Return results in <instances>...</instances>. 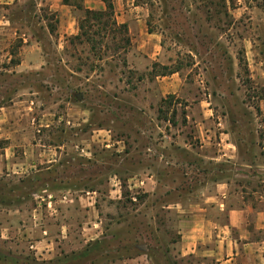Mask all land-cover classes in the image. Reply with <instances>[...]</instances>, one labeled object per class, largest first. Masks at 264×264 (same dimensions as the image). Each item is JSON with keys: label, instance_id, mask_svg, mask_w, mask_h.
<instances>
[{"label": "rangeland", "instance_id": "obj_1", "mask_svg": "<svg viewBox=\"0 0 264 264\" xmlns=\"http://www.w3.org/2000/svg\"><path fill=\"white\" fill-rule=\"evenodd\" d=\"M134 4L147 15L145 32L136 31L140 44L129 30L91 17L80 35V2L81 9L73 6L77 32L68 34L56 13L23 0L10 16L18 35L0 59V108L27 91L57 119L77 120L85 108L92 126L71 127V141L89 139L98 127L113 148L122 147L120 157H106L122 185L113 207L122 219L111 241L85 245V264H192L177 251L173 203L194 200L205 183L221 179L248 183V192L264 196V21L236 20L227 0ZM248 38L254 44L244 43ZM63 124L57 142L68 136ZM225 142L235 158L215 160ZM96 144L90 150L101 153ZM85 172L99 170L90 165ZM143 173L158 181L150 193L131 188L129 180ZM16 185L1 179L0 200L15 203ZM0 250V264H66Z\"/></svg>", "mask_w": 264, "mask_h": 264}, {"label": "crops", "instance_id": "obj_2", "mask_svg": "<svg viewBox=\"0 0 264 264\" xmlns=\"http://www.w3.org/2000/svg\"><path fill=\"white\" fill-rule=\"evenodd\" d=\"M22 1L0 0V59L18 35L10 16ZM35 1L40 9L49 8L58 15L61 33L77 32L74 8L64 0ZM70 1L91 11L106 9L104 0ZM227 1L236 20L264 21V0ZM113 4L117 22L126 25L140 44L136 31L147 28L144 9L134 0H113ZM244 43L252 45L254 41L248 38ZM34 94H18L0 108V180L15 182L21 192L15 203L0 200V247L6 253L29 254L45 263L62 259L67 264L73 259L74 264H85V245L111 241L122 219L113 208L121 198L122 185L115 183L114 162L106 163L120 157L122 147L113 148L110 136L98 127H91L89 139L72 142L71 127L91 125L89 111L81 108L77 120L57 119ZM69 111L74 112L73 107ZM63 121L60 132L68 136L57 142V124ZM94 143L104 147L101 153L90 150ZM223 146L226 150L215 160L235 158L230 148L234 146L227 142ZM90 165L99 172L87 177L85 169ZM107 166L108 171L103 170ZM129 181L134 183L131 188L138 186L145 193L158 184L150 173ZM248 185L221 179L205 183L194 200L173 203L178 219L176 247L181 257L193 258L192 264H264V196L248 192ZM108 248L111 250L110 244Z\"/></svg>", "mask_w": 264, "mask_h": 264}, {"label": "trees", "instance_id": "obj_3", "mask_svg": "<svg viewBox=\"0 0 264 264\" xmlns=\"http://www.w3.org/2000/svg\"><path fill=\"white\" fill-rule=\"evenodd\" d=\"M64 2L67 5H70L72 7L75 6L76 8L81 9L77 5V1L64 0ZM104 2L106 4V9L104 11H91L88 9L84 10L85 13L84 19L80 21V25H79V29L81 31L80 35H83V33H87V31H85V27H86L85 24L87 23L89 17L93 18L97 22H102L104 25H109L112 23V26H114V28H118L120 30H126L128 32V27L126 25L119 24L116 20V13H115L113 0L111 1L104 0ZM80 35L77 37L79 38Z\"/></svg>", "mask_w": 264, "mask_h": 264}]
</instances>
